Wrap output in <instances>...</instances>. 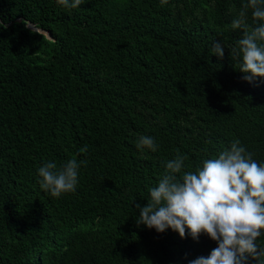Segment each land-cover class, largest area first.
<instances>
[{
    "label": "trees",
    "instance_id": "1",
    "mask_svg": "<svg viewBox=\"0 0 264 264\" xmlns=\"http://www.w3.org/2000/svg\"><path fill=\"white\" fill-rule=\"evenodd\" d=\"M243 2L0 0V264H190L210 254L217 245L204 235L137 225L136 205L177 150L194 171L238 139L264 162V79L246 81L230 55ZM217 41L223 59L209 55ZM141 135L157 151L138 149ZM71 158L88 161L76 190L42 191L38 168Z\"/></svg>",
    "mask_w": 264,
    "mask_h": 264
},
{
    "label": "clouds",
    "instance_id": "2",
    "mask_svg": "<svg viewBox=\"0 0 264 264\" xmlns=\"http://www.w3.org/2000/svg\"><path fill=\"white\" fill-rule=\"evenodd\" d=\"M167 4L168 0H160ZM65 9H76L84 0H57ZM249 12L253 25L248 24ZM26 24V22H24ZM230 27L242 31L231 47L230 55L237 62L243 78L252 82L264 79V0H244ZM7 23L0 20V30ZM224 45L212 43L210 56L224 57ZM136 147L157 151L151 136H139ZM86 153L85 145L78 150ZM186 155L177 150L166 161L158 185L150 189V199L141 208L137 225L163 233L171 229L180 238L185 235L198 241L201 235L216 243L207 256H199L190 264H264V247L257 241L264 236V162L253 159L251 152L237 139L224 148L218 157L208 158L195 170H186ZM87 160L71 158L58 167L45 162L37 170L42 191L53 198L74 192L79 169Z\"/></svg>",
    "mask_w": 264,
    "mask_h": 264
}]
</instances>
